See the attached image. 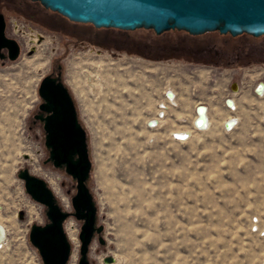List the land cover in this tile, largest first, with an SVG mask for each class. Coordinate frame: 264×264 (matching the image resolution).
<instances>
[{"label": "rangeland", "instance_id": "1", "mask_svg": "<svg viewBox=\"0 0 264 264\" xmlns=\"http://www.w3.org/2000/svg\"><path fill=\"white\" fill-rule=\"evenodd\" d=\"M5 15L8 37L20 44L21 54L15 62L0 63V224L5 230L0 264H41L28 232L31 224L44 222V208L27 196L16 174L28 168L48 183L60 207L72 212L75 183L63 170L44 164L43 133L27 129L39 82L67 39ZM69 47L64 79L87 132L92 163L87 186L96 223L103 226L104 244L93 239L89 262L105 264L103 259L112 257L111 264H264V94L252 93L264 82V67L243 76L221 74V84L213 87L222 99H233L230 111L199 96L211 91L206 86L215 72L208 69L186 72L198 67ZM232 82L240 87L235 94L222 89ZM168 91L175 94L176 107L163 126L147 128ZM198 104L210 108V128L185 141L172 140L170 133L189 124L187 115ZM228 119H235L231 128L223 125ZM80 226L73 217L64 222L71 244L67 264H77Z\"/></svg>", "mask_w": 264, "mask_h": 264}, {"label": "water", "instance_id": "2", "mask_svg": "<svg viewBox=\"0 0 264 264\" xmlns=\"http://www.w3.org/2000/svg\"><path fill=\"white\" fill-rule=\"evenodd\" d=\"M56 12L73 23L90 24L94 28L135 31L152 28L155 34L168 29L185 30L189 35L217 30L235 36L242 32L254 37L264 35V0H30ZM6 22L0 13V59L15 61L20 54L19 43L6 35ZM39 42V40H38ZM6 50L4 55L1 50ZM33 47L28 55L33 53ZM235 91L236 87L233 86ZM43 146L47 151L44 164L63 170L75 183L71 197L72 212L60 207L48 183L20 169L16 176L24 191L44 208L45 224L29 227V244L37 251L41 264H67L71 244L64 231V222L73 217L81 222L77 264H90L88 252L96 237L100 245L103 226L97 225V208L87 186L92 163L89 157L87 132L79 120L78 110L64 82L49 75L41 78L38 88ZM42 114H45L44 116ZM24 158H28L25 154ZM17 217L23 220L24 212ZM114 262L112 257L103 259Z\"/></svg>", "mask_w": 264, "mask_h": 264}, {"label": "trees", "instance_id": "3", "mask_svg": "<svg viewBox=\"0 0 264 264\" xmlns=\"http://www.w3.org/2000/svg\"><path fill=\"white\" fill-rule=\"evenodd\" d=\"M0 12L10 13L42 30L63 36L67 43L68 39L86 41L108 51L137 55L144 59L211 63L217 52L215 48H218L222 49L219 58L235 63L231 65L242 66L252 63V57L264 54V51L254 49L252 45L243 51L236 50L245 41V36H252L245 32L231 36L229 33L219 34L217 30L189 35L187 31L177 29H168L160 34H155L152 28L135 31L98 29L90 24L70 22L58 13L44 9L39 2L30 0H0ZM242 59L245 62L242 63ZM255 62H264V59Z\"/></svg>", "mask_w": 264, "mask_h": 264}, {"label": "flooded vegetation", "instance_id": "4", "mask_svg": "<svg viewBox=\"0 0 264 264\" xmlns=\"http://www.w3.org/2000/svg\"><path fill=\"white\" fill-rule=\"evenodd\" d=\"M0 13L4 16V19H5V22H6L5 13H3V12H0ZM5 32H6V35L8 36V33H7V22H6ZM263 36L264 35L258 36V37L245 36L244 37L245 41H242V45H239L236 50L238 51V50L242 49V51H243L245 49H248L249 45H252L254 49H259V50L261 49L262 51H264V37ZM96 42H97V39H96ZM61 44H62V51L57 53V54H55V56H53L51 58V60L49 62V66H48V68L46 70L47 73L44 76L49 75L50 77L59 78L61 81H63L65 86L67 87L70 95L74 99V102H75V105H76V101H75V98L73 96V93H72L70 87L66 84L65 79H64V75H65L64 72H66L65 71V67H64V59H65V54H67V52L70 50L69 46L70 45L73 46V47L85 46V47H88V48H92L97 53L110 52V51H108L106 49H102V47L100 45H91V44L87 43L86 41H82V42L79 41L78 42L76 40L68 39V43H67V41H65V42H62ZM215 49L217 50V52L215 53V56L212 57V62L211 63H194V62H187V61L175 60V59L151 60V59H144L143 58V60H146V61H149V62H157V63L158 62H167V61H176V62H181V63H184V64H188V65H192V66L198 67L195 70H187L186 72H198L199 70H207V69L209 71L215 72L213 74V76H215V79H213L212 82L210 84H207V86H206L209 89L211 88V91L208 90L206 93L201 94L199 96L202 97V98H205V99L214 98L218 103H223L224 104L225 100L228 99V98H223L222 99V95H220L219 92H217L216 87H213L215 85V83H217V82L220 83L219 81H220L221 74L223 72L227 73V71H233L231 73H233V74H242V76H243L245 74V72H248L249 70H252L253 68L264 67V62H255L256 60H259V59H262V58L264 59V54H261L260 56L257 55L255 57H252V61L253 62L249 63L248 65L237 66V65H231V64H235V63L231 62L230 60H227V59L224 60V58H219V55L222 52V49H220V50L218 48H215ZM1 52L4 55H6V50L3 49V50H1ZM20 54H21V47H20ZM20 54H19V56H20ZM114 54L118 55V54H126V53L116 52ZM19 56H18V58H19ZM128 56H134V55H128ZM135 56H137V55H135ZM138 57H140V56H138ZM213 58H215L216 60H214ZM15 61H8V59L6 57H4L3 59H0V63L1 64L12 63V62H15ZM238 62H241V61L238 60ZM243 62H245L244 59H242V63ZM203 68H206V69H203ZM215 74H217V75H215ZM261 83L264 85V82H261ZM233 86L236 87L235 91L232 90ZM222 89L225 90L227 93H231V94H233V93L235 94V92H239L240 91V87H239V84L237 82H232V83L224 86ZM252 93L254 94L253 91H252ZM173 95L175 96V94H173ZM40 103H41V99L39 98L38 103L36 104L34 109L28 115V118H27V121H28L27 129L29 131H34V130L39 129L43 133L42 125H41L40 121L38 119H35V116L40 114V112L38 110V106H39ZM76 108H77V105H76ZM42 115L44 116L45 114H42ZM43 136H44V133H43ZM46 164H49V163H46ZM45 223H46V219H44V222L42 224H45Z\"/></svg>", "mask_w": 264, "mask_h": 264}, {"label": "built area", "instance_id": "5", "mask_svg": "<svg viewBox=\"0 0 264 264\" xmlns=\"http://www.w3.org/2000/svg\"><path fill=\"white\" fill-rule=\"evenodd\" d=\"M254 96L260 97L264 94V85L258 82L253 88ZM165 102H160L157 105V111L153 117H151L147 122L146 126L149 129H157L165 124V117L170 109L176 107L174 100V95L170 97L169 91L165 94ZM223 104L227 110L233 111L235 109V104L233 99L229 96ZM184 121V120H182ZM235 119H228L224 126L225 128H231L234 125ZM211 126V116L210 108L206 104H198L194 107L191 121L188 125H181V129L173 131L170 133L172 140L175 141H185L189 139L196 132H203L210 128ZM184 127V128H182Z\"/></svg>", "mask_w": 264, "mask_h": 264}, {"label": "bare ground", "instance_id": "6", "mask_svg": "<svg viewBox=\"0 0 264 264\" xmlns=\"http://www.w3.org/2000/svg\"><path fill=\"white\" fill-rule=\"evenodd\" d=\"M90 81V80H89ZM91 86V85H90ZM93 86V85H92ZM174 93L173 92H169V95L170 97L173 95ZM198 105H196L195 107H197ZM225 123V122H224ZM224 125V124H223ZM62 201L64 202V200L62 199ZM67 207V206H65ZM4 228L3 226L0 224V242L2 241V239L4 238ZM68 236L70 237V239H72V241L76 240L75 238V234H74V231L72 229V226H70V230H68ZM76 243V242H75Z\"/></svg>", "mask_w": 264, "mask_h": 264}, {"label": "crops", "instance_id": "7", "mask_svg": "<svg viewBox=\"0 0 264 264\" xmlns=\"http://www.w3.org/2000/svg\"><path fill=\"white\" fill-rule=\"evenodd\" d=\"M171 92H172V91H171ZM193 110H194V109H192V110H191V112H190V114H189V115H187V116H189V117H190V121H191V117H192V116H191V114L193 113Z\"/></svg>", "mask_w": 264, "mask_h": 264}]
</instances>
